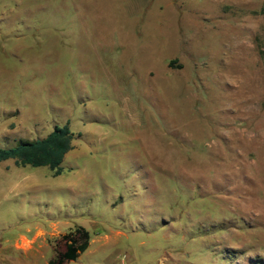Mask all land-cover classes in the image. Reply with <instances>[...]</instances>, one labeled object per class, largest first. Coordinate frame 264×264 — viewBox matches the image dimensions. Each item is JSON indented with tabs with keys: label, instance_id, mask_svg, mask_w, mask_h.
I'll return each mask as SVG.
<instances>
[{
	"label": "rangeland",
	"instance_id": "1",
	"mask_svg": "<svg viewBox=\"0 0 264 264\" xmlns=\"http://www.w3.org/2000/svg\"><path fill=\"white\" fill-rule=\"evenodd\" d=\"M65 125L0 162V264H264V0H0V149Z\"/></svg>",
	"mask_w": 264,
	"mask_h": 264
},
{
	"label": "trees",
	"instance_id": "2",
	"mask_svg": "<svg viewBox=\"0 0 264 264\" xmlns=\"http://www.w3.org/2000/svg\"><path fill=\"white\" fill-rule=\"evenodd\" d=\"M74 135L68 126H55L46 137L38 140H22L15 147L0 149V162L13 160L17 166L47 167L54 177L62 172L61 163L73 149ZM89 234L76 228L59 237L54 256L47 264H66L75 261L89 245Z\"/></svg>",
	"mask_w": 264,
	"mask_h": 264
},
{
	"label": "crops",
	"instance_id": "3",
	"mask_svg": "<svg viewBox=\"0 0 264 264\" xmlns=\"http://www.w3.org/2000/svg\"><path fill=\"white\" fill-rule=\"evenodd\" d=\"M118 236H120V234H118ZM103 239H106V240H111L110 238H108V237H106V236H104V237H102ZM91 242H92V240H90ZM23 243V239H21V241H20V243L19 242H15V244H14V249H15V251H17V252H19L18 251V248H19V244H22ZM90 244L91 243H89V245H88V248H89V246H90ZM87 248V249H88ZM86 249V250H87ZM85 252V251H84ZM22 253V255L23 254H25V255H27L28 256V254H27V252L26 251H24V252H21ZM35 254L33 253L32 254V259H33V256H34ZM81 255V254H80ZM80 255H79V257H80ZM7 258H9L11 261L10 262H8V264H17V263H15L14 261L17 259V258H13V256H6ZM79 257L77 258V259H79ZM28 258H29V256H28ZM3 260V256H1L0 255V261H2ZM48 263V261L45 263V264H47ZM32 264H35V261L34 262H32Z\"/></svg>",
	"mask_w": 264,
	"mask_h": 264
}]
</instances>
